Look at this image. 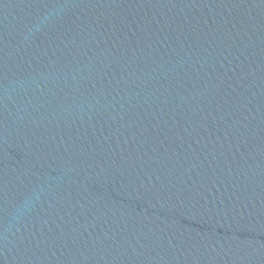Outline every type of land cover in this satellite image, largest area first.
<instances>
[{
  "label": "water",
  "instance_id": "water-1",
  "mask_svg": "<svg viewBox=\"0 0 264 264\" xmlns=\"http://www.w3.org/2000/svg\"><path fill=\"white\" fill-rule=\"evenodd\" d=\"M0 264H264V0H0Z\"/></svg>",
  "mask_w": 264,
  "mask_h": 264
}]
</instances>
